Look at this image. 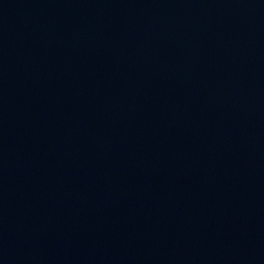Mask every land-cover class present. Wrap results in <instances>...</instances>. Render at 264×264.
Here are the masks:
<instances>
[{
	"label": "water",
	"instance_id": "obj_1",
	"mask_svg": "<svg viewBox=\"0 0 264 264\" xmlns=\"http://www.w3.org/2000/svg\"><path fill=\"white\" fill-rule=\"evenodd\" d=\"M0 264H264V0H0Z\"/></svg>",
	"mask_w": 264,
	"mask_h": 264
}]
</instances>
